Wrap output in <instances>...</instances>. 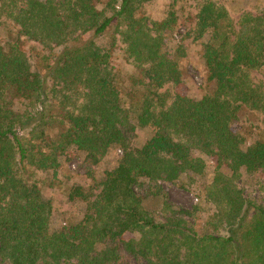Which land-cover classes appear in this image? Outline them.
<instances>
[{"label": "trees", "instance_id": "obj_1", "mask_svg": "<svg viewBox=\"0 0 264 264\" xmlns=\"http://www.w3.org/2000/svg\"><path fill=\"white\" fill-rule=\"evenodd\" d=\"M149 1L0 0V264H264V203L235 183L240 169L264 171V88L250 80L264 67V15L234 23L228 3L202 0L167 56L175 14L150 22L138 15ZM189 39L202 63L193 97L176 91ZM69 151L83 174L61 171ZM208 158L210 230L172 205L145 208L160 191L144 181L201 175Z\"/></svg>", "mask_w": 264, "mask_h": 264}, {"label": "rangeland", "instance_id": "obj_2", "mask_svg": "<svg viewBox=\"0 0 264 264\" xmlns=\"http://www.w3.org/2000/svg\"><path fill=\"white\" fill-rule=\"evenodd\" d=\"M202 0H152L143 3L139 10V16H145L150 22H159L167 17V14L172 11L176 18V27L170 30H166L163 33V42L159 47L160 54H166L172 56V46L179 41L189 26L195 24V14L198 11L199 4ZM220 4H229L228 14L230 19L235 23L242 12H258L261 11L264 15V0H248L243 6L237 10L236 6L231 4L238 0H214ZM233 8L236 10L233 11ZM184 55L180 58L179 62L185 67L186 78L183 83L176 87V91L184 96L193 97L196 88L201 84L200 70L202 69V63L200 62V56H198L197 46L191 42V39L184 40L182 43ZM24 52L34 60V56L38 53L37 46L31 43H25L23 46ZM250 80L254 86H262L264 88V67L260 70H255L250 73ZM145 134L140 133L137 137V142H143ZM140 144V143H139ZM138 144V145H139ZM72 152H68L67 155L60 159L61 171L66 173H73L76 175L83 174L82 169L79 167V162L74 159ZM121 153L115 151L110 153L102 163L96 168L95 179L100 182L104 179L105 171L114 166L117 157ZM216 162L214 158H208L206 160V168L201 175H182L176 183H169L158 181L156 183H147L144 181L142 190L150 188L151 192H156L158 189L160 194L157 196L147 197L144 206L154 215L159 216L163 203L172 205L174 207L192 212V216H188L187 220L191 222L197 229L210 230L207 222L214 213V206L206 201L204 198L205 188L216 177L215 172ZM226 172V170H224ZM238 178L236 179V185L242 188L244 195L251 199L255 204L262 205L264 203V171L261 169H240L238 171ZM45 180V178L43 179ZM146 191V189H145ZM47 196H53L56 202H62L60 192L54 193L47 189L45 192ZM144 196L143 193H140ZM128 237V236H126ZM123 264H142L134 259L124 260Z\"/></svg>", "mask_w": 264, "mask_h": 264}]
</instances>
